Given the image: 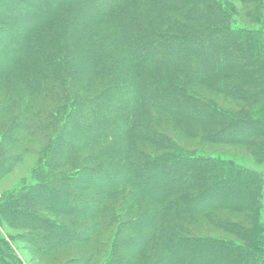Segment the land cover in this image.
I'll return each instance as SVG.
<instances>
[{
  "label": "trees",
  "instance_id": "1",
  "mask_svg": "<svg viewBox=\"0 0 264 264\" xmlns=\"http://www.w3.org/2000/svg\"><path fill=\"white\" fill-rule=\"evenodd\" d=\"M50 1L51 9L38 19L32 13L34 2L0 0L4 13L33 22L27 28L32 33L19 37L17 46L9 49L11 56L0 65V123L12 126V130L18 128L22 135L29 134L30 128L41 135L46 119L57 112L63 117L58 122V137L51 143L50 173L40 175L47 182L20 192V208L16 201H10V195L5 208L0 207V220L9 213L19 223L29 220L26 228L42 235L37 245L45 255L64 246L98 242L99 235L114 227L119 236L107 264L113 263L120 249L136 252L141 258L121 264H263L261 177L235 160L186 152L169 134L167 122H174L181 130L192 128L191 135L200 133L205 143L246 145L257 160H264V42L256 38L260 33L264 41V0H241L251 5L242 11L243 17L228 0H90L88 8L86 4ZM126 15L130 18L125 19ZM117 16L122 17L120 21L114 20ZM243 18L258 23L260 29L255 33L244 23L234 26ZM86 22L85 29L78 27L83 33L80 48L86 67L119 73L141 64L150 77L146 81L149 91L142 93L145 81L139 72L127 80L118 75L112 78L114 85L108 96L102 87L109 84L107 81L99 91L96 88L85 95L74 91L69 82L65 87L56 83L53 66L68 58L65 36ZM33 34L30 47L26 41ZM55 35L62 37L60 45L65 50L57 61L49 51ZM32 49L37 50L38 59L33 58ZM26 63L36 68L30 78L24 75ZM161 67L164 70L158 73ZM82 72L78 71V79ZM168 74H175L177 80L165 83ZM208 78L212 79L209 83L205 82ZM196 84L245 104L240 110L223 108L212 99L193 94ZM39 98L53 100L60 107L55 112L36 108L33 103ZM73 128L77 139L99 143L100 158L114 165L82 164L91 159V150L71 155ZM6 139L0 145L6 146ZM124 139L144 142L150 149L134 146L129 156L131 146L126 144L124 157V149L117 147ZM9 154L0 158V170L7 161L20 159L11 151ZM66 155L71 159L62 163ZM73 161L80 165L71 180V174H61L60 170L71 168ZM12 168L10 165L3 174ZM216 172L224 176L218 178ZM88 178L93 179V186L87 185ZM116 193H120L118 199L111 195ZM29 203L42 205L49 212L69 213L73 219L62 224ZM225 211L241 217L220 214ZM88 217L95 219L88 221ZM202 217L234 238L198 235L194 219ZM0 253L11 257L4 243ZM15 260L11 264H22Z\"/></svg>",
  "mask_w": 264,
  "mask_h": 264
},
{
  "label": "rangeland",
  "instance_id": "2",
  "mask_svg": "<svg viewBox=\"0 0 264 264\" xmlns=\"http://www.w3.org/2000/svg\"><path fill=\"white\" fill-rule=\"evenodd\" d=\"M27 2H34L35 11H32L33 15H35L38 19H41V17H45L48 11L52 7V3L50 0H26ZM60 1H66L67 3H71L72 5L76 6V4H82L89 7L91 4L90 0H60ZM233 4L236 9L238 10V13L241 17L244 16V9L251 8L250 4H245L241 0H228ZM5 2V6H6ZM29 8V7H28ZM27 9V8H26ZM6 10V9H4ZM4 10H0V65H2V62H6L8 58L11 56V53L9 51L10 48H14L17 46V42L20 40L19 37H23L24 34H29L32 32H29L30 30H27L28 27H31L33 25V22L28 19H24L22 16L19 15V18L13 15H7V13L3 12ZM32 10V9H31ZM236 14V18L239 19V15ZM43 15V16H42ZM120 18L117 16L114 20L120 21ZM125 19H129L130 16H124ZM132 18V16H131ZM235 18V16H234ZM244 19V18H243ZM233 20V19H232ZM150 21V20H149ZM253 21V20H252ZM248 19H244L243 22L246 27L250 28V30L255 31L256 28L260 29V26L258 23L252 22ZM232 23V22H231ZM89 24V22H86V25L84 23H79V26L75 27L73 31H70L65 36V43L67 44V55L68 58H65L62 60L60 65L56 64V66H53L54 69L57 70V74L55 78L57 79L56 83L62 84L63 86L70 83L71 88H74L73 90L77 91L78 93H81L85 95L86 93H94L95 89L99 91L102 83H106V86H102L104 90L106 89V96L110 95L112 92L113 87V81L112 78H116L118 75V78L121 80L128 79V77H132L134 72L140 74V78L142 81H145V84H143L142 93H146L149 91L150 87H147V79H150V77L145 73V70H143V66L141 64H136L132 67H126L122 72L118 70L115 72H105L101 68L99 72H96L94 68H90V66L85 65L84 56L81 57L83 54V49L80 48L81 43V36L83 33H81V30L78 27H85ZM244 26V25H243ZM91 27V26H90ZM245 27V26H244ZM83 29V30H84ZM258 31V30H257ZM256 33V31H255ZM71 35V36H70ZM73 35V36H72ZM34 37L33 34L30 39L26 41L27 44H30V47L34 43ZM256 38L260 41V43L264 42L263 37L260 36V33L256 36ZM36 39H40L36 37ZM55 44H53L52 50H49L51 53V58H53L54 61H57L59 58L62 57V54L64 50V46L60 45L62 43V37H58L55 35ZM46 49V48H45ZM98 47H95V50H97ZM34 51L35 54L34 55ZM31 54L33 55V58H39L38 52L36 49L31 50ZM69 57H72L70 59ZM35 58V59H36ZM40 60V59H39ZM36 61V60H34ZM108 62V61H107ZM12 67V66H10ZM8 67V69L10 68ZM51 68V67H48ZM36 70L35 66H29L28 63H26V69L24 70L25 76L27 78L32 77V74H34V71ZM83 71L81 73V78L78 79V71ZM164 68H159L158 73H162ZM93 71L97 74L95 76L92 74ZM77 77V79H76ZM91 78V79H90ZM13 79V78H12ZM91 80V81H90ZM174 80H177L175 77V74L167 75L165 83H171L174 82ZM212 79L208 78L205 82L209 83ZM92 84H94L93 87H90ZM65 87V86H64ZM142 87V86H141ZM195 89V94L198 97H201L202 99L207 100H214L219 104V106L227 109H233V110H240L241 106H243L245 103L242 102V100L236 98V97H227L222 94H218L215 92H212L211 90H208L207 88L196 84L193 86ZM3 86L0 84V96H1V90ZM264 103H261V106ZM33 105L36 108H42L46 107V109H50V111H56L57 107H60V103H55L53 100L50 99H36L34 100ZM136 110V108H135ZM62 114H55L52 117H49L46 119L45 122V131L42 132V134H39V130H35L30 128V133L27 135H22L20 131H18V128L15 127V129L12 130V126L9 125L7 128L5 123H0V144L5 143V139L8 137V142L5 145H0L2 148L0 152V158L6 159L10 156L9 151H11V155H19L20 159L17 162H11L7 161L4 163L3 168L0 170V207H4L7 204V198L11 195L10 201H13L17 203V207H22V201L19 198L20 192H24L29 186L40 183V182H47L46 178L40 177L41 173H50V168L48 166V156H50V152L52 150L51 143L53 141H56L58 137L57 133V127L58 122L62 121L63 117H61ZM145 116H143L144 118ZM39 120V119H38ZM168 125L170 126L169 134L173 139L179 142L180 145H182V148L184 147V150L186 152H198L206 155H217L219 157H222L226 159V161L235 160L237 161V164L240 167L247 168L251 172H254L258 174L261 177L262 181V199H261V212L260 217L262 218V224H264V160L260 158V160H257L253 155H251L250 150L246 147V145L240 144V145H225V144H210L208 142L205 143L203 139L200 138V133L197 137H194L195 135H191L192 128H182L180 129V126L174 125V122L168 121ZM6 128V129H5ZM260 129V126L258 127ZM73 128L71 130V144L73 146L71 155L75 154V152L78 153L80 150L86 149L84 152V155L88 153V151L91 150V159H86L82 162V164H89L94 166H112L111 162L101 159V155L98 153L99 143H91L85 139L84 142L81 139H77L76 130ZM12 130V131H11ZM74 130V131H73ZM37 136V137H36ZM247 139V138H245ZM7 140V139H6ZM239 140L242 141L239 137ZM248 142V140H246ZM126 144H130V152L129 156L133 154L134 146L139 147H145L149 148L150 146L147 144L141 143V141L137 140H130L126 141L125 139L121 142H117V147L120 149H124V152H122L121 155H125L126 157ZM181 147V146H180ZM189 150V151H188ZM83 155V154H82ZM86 157V156H85ZM70 155L64 156L62 159V163H65L67 160H70ZM123 159V158H122ZM10 165H13L12 170L8 174H3V171L7 169ZM78 162H72L71 168L67 167L62 170H60L61 174H71L69 175L71 177V180L74 179V176L77 174L75 169H78L79 167ZM116 165V164H115ZM119 167V166H118ZM73 168V169H72ZM52 171V170H51ZM71 171V172H70ZM216 175L218 178L220 176H224L222 173H217ZM230 176V175H228ZM93 179L88 178V184L87 185H94L92 183ZM42 182V183H43ZM74 185L69 186V188L73 187ZM251 188V187H250ZM91 191V190H90ZM83 191V193H91V192ZM94 191V190H92ZM125 191V190H124ZM127 192H131L130 188H127ZM113 198H119L120 193L111 194ZM18 197V198H17ZM28 203V202H27ZM31 205L35 210H38L40 214L44 216H48L49 219H53L57 222H61L62 224H66L71 222L73 218H70L66 212H63L61 214H57L56 212H49L48 210H44V207H41L42 205L39 204H28ZM5 208V207H4ZM79 208H76V211H79ZM221 215H224L226 217H229L231 219H238L241 216L237 214H232L231 212L225 211L223 213H220ZM93 217H88L87 220H94ZM184 220V219H183ZM183 220H180L181 223L185 225H189L187 222H183ZM193 220V219H192ZM197 222V234L202 236H214V237H220L225 239H233L234 236L231 234H228L221 229H217L211 226V221L208 220V218H199V220H195ZM192 221V223H194ZM30 222L24 221V223H19L17 221V218L14 217L12 214H7L6 219L0 220V245L1 243L6 244L9 247V251L11 252V257H4L0 253V264H11L15 263V258H18L22 264H107L110 260L113 250L115 251L116 248V237L119 236V233L117 232V229L114 230V227L107 230V232H104L103 234L99 235L96 239L98 242H85L83 244H76V245H70V246H64L60 250L54 251L50 255H45L40 252L41 246H38L39 240L42 238V235H38L36 231L31 230L30 228H26L29 226H26L27 223ZM46 227V226H45ZM44 228V225H43ZM133 230V229H132ZM187 234V233H185ZM264 235V230H263ZM122 237V236H121ZM125 238V237H123ZM101 241V242H100ZM94 251V252H93ZM90 254V255H89ZM117 256H115V259L113 263L110 264H121L126 260H130L132 258L138 259L140 256L136 252L132 251H125L123 249L117 250ZM136 254V255H135ZM130 257V258H128ZM141 260V258H139ZM186 261V260H185ZM147 264V263H146ZM178 264V263H173ZM264 264V262H263Z\"/></svg>",
  "mask_w": 264,
  "mask_h": 264
}]
</instances>
